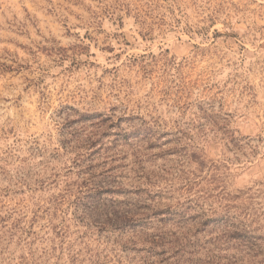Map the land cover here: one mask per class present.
<instances>
[{"label":"rangeland","instance_id":"374dc122","mask_svg":"<svg viewBox=\"0 0 264 264\" xmlns=\"http://www.w3.org/2000/svg\"><path fill=\"white\" fill-rule=\"evenodd\" d=\"M97 185L264 237V0H0V264H126L75 207Z\"/></svg>","mask_w":264,"mask_h":264},{"label":"trees","instance_id":"16d2710c","mask_svg":"<svg viewBox=\"0 0 264 264\" xmlns=\"http://www.w3.org/2000/svg\"><path fill=\"white\" fill-rule=\"evenodd\" d=\"M86 180L92 181L90 177ZM190 185L191 182L184 183L187 189ZM85 192L79 196L72 195L75 207L79 209L82 206L81 212L84 215L88 216L89 211L98 212L103 217V222L98 226L110 234L105 238V243L112 246L116 263L124 259L126 264H264V259L255 261L258 256L264 255V237L254 234L261 226L260 214L249 208H243L244 213L239 214L232 212V205H225L221 214L210 218L203 208L205 198L196 195L191 201L195 202L194 207L197 209L194 215L187 214L188 211L177 212L168 208L153 213L156 218L141 217V214L136 216L127 212L122 215L111 205L99 202L101 195L115 190L97 185ZM97 198L98 203L95 201ZM209 223L217 232L210 239L202 241L198 233ZM128 232V240L123 242V235ZM230 251L235 253L227 254ZM130 253L138 257H132ZM75 261L72 257L71 264H76ZM109 262L107 257L95 255L90 263Z\"/></svg>","mask_w":264,"mask_h":264}]
</instances>
